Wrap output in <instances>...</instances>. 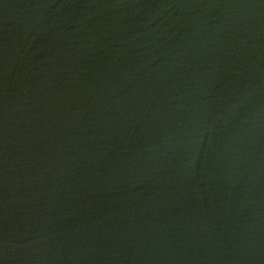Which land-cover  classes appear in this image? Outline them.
<instances>
[{"label": "water", "instance_id": "obj_1", "mask_svg": "<svg viewBox=\"0 0 264 264\" xmlns=\"http://www.w3.org/2000/svg\"><path fill=\"white\" fill-rule=\"evenodd\" d=\"M0 264H264V0H0Z\"/></svg>", "mask_w": 264, "mask_h": 264}]
</instances>
